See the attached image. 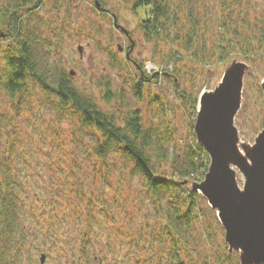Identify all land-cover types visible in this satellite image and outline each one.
I'll return each mask as SVG.
<instances>
[{
	"label": "trees",
	"instance_id": "obj_1",
	"mask_svg": "<svg viewBox=\"0 0 264 264\" xmlns=\"http://www.w3.org/2000/svg\"><path fill=\"white\" fill-rule=\"evenodd\" d=\"M43 1L0 0V85L13 100L17 113L32 97L33 89L38 87L46 97L52 98V102L55 100L54 108L58 117L59 114L72 115L77 119L76 123H71L74 124L71 148L75 149L68 153L70 165L68 168L64 165L56 168L57 171L65 169L69 175L64 184L61 182L58 185L64 186L62 193H66L70 199L63 200L61 209L56 208V203L52 206L54 200L48 193L45 197L44 193L45 189L57 187L51 183L55 179L50 174L51 180L46 186L39 185L36 188L39 191L36 194L41 192L44 199L35 200L37 203L29 208L22 199L26 191L21 187L25 184L22 180L28 179V172L20 168L17 160L16 164L12 160L11 150L15 145L11 144L6 151H0V264H23L30 238L25 222L29 217L36 216L40 217L37 228L40 231L35 234L37 250L41 246L45 247L43 251L50 257L61 250L66 257L55 258H60V264H101L97 259H89L88 254L90 250H97L98 241H104L103 231L96 232L94 227L102 217L103 227H117L120 223L116 211L119 202L116 195L113 203L98 200L93 189L86 187L82 179L86 175L92 187L93 178L106 181L110 174L116 172V160L111 158L116 152L121 154L129 174L143 179L144 195L154 207L153 212L147 214L146 227L157 223L163 225V235L170 242L167 245L168 264H208L207 258L210 263H214L211 261L214 255L210 252L201 259L194 254L195 248L190 241L198 234L195 230L197 223L205 227L207 232H211L212 228L208 223L204 225V219L201 218L206 211L197 201L201 194L187 187V180L201 181L205 178L210 165L209 153L202 144L196 143L182 157L171 155L170 149L164 146L167 138L161 133L160 127L146 126L141 109L129 106L122 94L114 89L110 78L101 81L98 95L82 90L75 83L72 71L51 60L42 22L31 17ZM111 1L96 0V3L107 8ZM121 1L126 2L136 14L138 27L146 40L177 44V49L169 54V59L182 58L179 48L200 61L218 52L222 59L231 57L230 53L237 51L249 61H256L264 55V11L258 16L253 15L249 0H220L222 29H218L221 32L219 40L213 45L215 49L210 48V43L204 37L205 23L199 14L202 5L200 0ZM115 16L118 15L115 13ZM128 47L131 48V45ZM129 58L125 57V64ZM137 66L142 73L140 78L134 76L133 88L140 95L143 80H148L151 75L144 74L143 64ZM119 99L122 104L114 107L112 103H117ZM104 103L113 107H103ZM55 146L58 150L61 148L60 138L55 141ZM77 151L79 153H75ZM165 160L171 162L170 175L168 171L164 174L161 171L164 170L161 162ZM27 183L30 184V181ZM60 194L54 193V196ZM66 201L73 202L70 216L66 212ZM45 206L51 208V217L46 214L49 212L45 211ZM70 227L73 230L68 233L73 238V244L59 239L64 230ZM52 236L58 239L53 240ZM113 241L116 240H109L104 246L105 251L110 252ZM133 241L139 246L138 239ZM221 257L219 251L216 255L219 262L241 264L236 252L226 251L224 258Z\"/></svg>",
	"mask_w": 264,
	"mask_h": 264
},
{
	"label": "rangeland",
	"instance_id": "obj_2",
	"mask_svg": "<svg viewBox=\"0 0 264 264\" xmlns=\"http://www.w3.org/2000/svg\"><path fill=\"white\" fill-rule=\"evenodd\" d=\"M200 1L202 5L199 3V14L205 23L204 37L210 43V48L215 49L213 45L219 40L221 32L218 29H222L220 0ZM249 2L253 15L258 16L264 11V0H249ZM103 7L101 3H96V0H44L31 15L42 22L43 33L49 43L51 60L67 71H72L75 83L82 90L98 95L101 81L110 78L114 89L122 94L124 101L131 107L141 109L146 126L160 127L161 133L167 138L164 146L170 149V154L182 157L190 146L195 147L196 143L199 144L194 125L199 110L197 99L200 94L214 90L234 60L245 61L251 65V69L244 76L243 102L241 110L236 115V125L240 130L242 141L252 145L255 143L256 135L264 125V98L261 87L264 80V55L256 61H249L243 59L237 51L231 52V57L222 59L218 52L210 58L206 57L207 60L200 61L186 50L179 48L182 50V58L169 59V54L177 49V44L146 40L138 27L136 14L126 2L112 0L110 7ZM115 13L118 16H115ZM115 22L122 27H117ZM130 45L131 48L128 47ZM127 52L130 58L125 64ZM137 64H143L144 74L151 75L148 80H143L140 95L133 88L134 76L140 78L141 70ZM47 98L49 97L35 87L32 97L17 113L13 107V100L0 85V151H6L11 144L15 145L11 150L12 160L15 164L17 160L20 168L28 172V179L22 180L25 184L21 187L26 191L22 199L29 208L37 203L35 200L44 199L41 192L40 196L36 194L39 192L36 188L39 185L46 186L52 175L55 181L51 183L56 184L57 187L55 186L53 190L45 189V197L48 193L54 200L52 206L54 207L56 203V208L61 209L64 206L63 200L70 198L66 193H62L64 186H59L58 183L66 182L69 175L65 169L57 171L56 168L58 165L68 168L70 165L68 153L75 149V147L71 148L72 129H74V124L71 123H76L77 119L72 115L61 114V117L59 114L58 117L54 108L55 100L52 102V98ZM121 102L122 100L119 99L112 105L117 107L118 104H122ZM106 106L111 104L104 103L103 107ZM58 138L62 140L59 150L55 146ZM111 158L116 160V172L110 174L106 181L103 178L98 181L93 178L92 187L86 175L82 179L86 187L93 189L98 200L113 203L116 195L119 202L116 208L120 218L119 225L115 228L103 227L104 218L98 219L94 229L96 232L103 231L101 234L104 241H98L97 250L89 251V259H97L102 262L101 264H168L167 245L170 242L167 236L163 235V225L157 223L146 227L145 219L148 213L153 212L154 207L144 195L143 179L129 174L119 152ZM161 165L164 166L162 173L168 171L170 175L172 171L170 160L162 161ZM238 179L243 185L240 173ZM29 181L30 184L27 183ZM187 187L191 189L192 180H187ZM54 193L61 194L54 196ZM199 193L201 195L197 198L198 204L206 209L201 218L204 219V225L208 223L212 229L211 232H207L205 227L197 223L195 230L198 234L190 241L195 248L194 254L201 259L210 252L214 255L211 259L214 263H210L207 258L208 264H230L228 261L219 262L216 258L220 251L223 259L225 252H230V247L225 240V228L223 225L220 226L216 210L211 207L208 199L201 192ZM66 202V212L70 216L73 212V202ZM45 211L49 212L46 214H50L51 217L49 206H45ZM39 218L29 217L25 222L30 238L23 264H60V258H55L66 257L61 250L56 252L54 257L46 255L44 263L41 262V255L45 253L43 249L46 248L41 246L37 250L38 240L35 234L40 231L37 229ZM72 230V227L66 228L59 239L73 244V238L68 233ZM44 236L47 238L46 235ZM56 238L58 239L52 236L53 240ZM108 239L116 240L112 242L110 252L104 249L109 242ZM133 239H138L139 246ZM79 244L78 242V247ZM231 252L238 254L242 264L241 246L233 248ZM83 260L87 259L83 258Z\"/></svg>",
	"mask_w": 264,
	"mask_h": 264
},
{
	"label": "water",
	"instance_id": "obj_3",
	"mask_svg": "<svg viewBox=\"0 0 264 264\" xmlns=\"http://www.w3.org/2000/svg\"><path fill=\"white\" fill-rule=\"evenodd\" d=\"M250 67L248 62L234 60L219 85L199 96L194 128L209 153L210 165L205 178L192 181L191 189L201 192L217 211L230 252L241 246L242 264H264V126L252 145L241 140L236 125ZM261 87L264 98V80ZM45 259L42 253L41 262Z\"/></svg>",
	"mask_w": 264,
	"mask_h": 264
},
{
	"label": "snow or ice",
	"instance_id": "obj_4",
	"mask_svg": "<svg viewBox=\"0 0 264 264\" xmlns=\"http://www.w3.org/2000/svg\"><path fill=\"white\" fill-rule=\"evenodd\" d=\"M211 99V98H210Z\"/></svg>",
	"mask_w": 264,
	"mask_h": 264
}]
</instances>
